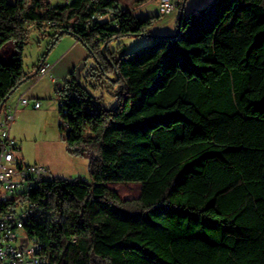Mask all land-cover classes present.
<instances>
[{
	"label": "trees",
	"instance_id": "1",
	"mask_svg": "<svg viewBox=\"0 0 264 264\" xmlns=\"http://www.w3.org/2000/svg\"><path fill=\"white\" fill-rule=\"evenodd\" d=\"M54 2L0 0V115L30 77V23L54 29L47 51L70 34L94 62L57 92L90 178L52 177L34 196L42 213L28 230L50 264H264V0H211L120 53L110 42L146 35L154 17L118 0Z\"/></svg>",
	"mask_w": 264,
	"mask_h": 264
},
{
	"label": "rangeland",
	"instance_id": "2",
	"mask_svg": "<svg viewBox=\"0 0 264 264\" xmlns=\"http://www.w3.org/2000/svg\"><path fill=\"white\" fill-rule=\"evenodd\" d=\"M13 1V0H11ZM55 1V0H54ZM159 0H118L121 5L131 8L133 13L141 18L154 17L149 31L146 35L126 36L114 39L110 42V49L120 53L130 52L147 45L151 41L150 35H171L178 29V20L180 16H188L191 12H197L204 8L211 0H173L181 5L177 6L173 12L169 14H161L159 9ZM55 4H63L64 0H57ZM30 34L26 44L23 59L24 69L37 59L36 48L38 41L42 37L40 30L32 23L29 24ZM39 33V34H38ZM40 37V38H38ZM90 59V58H89ZM93 60L88 61L89 68L93 64ZM31 67V66H30ZM97 99H100L105 108H112L116 105V97L105 90H97L95 93ZM10 105L7 100L2 113ZM14 106V105H13ZM60 101L55 102L52 111L42 115L37 111H33L32 107H27V113L24 116L23 125L12 124L11 134L16 138L19 144L17 155L26 163H38L46 166L53 177L64 179H88L89 159L86 156L75 155L69 151L65 140L64 132H61L60 125L64 123L63 117L59 111ZM114 188V185L111 184ZM122 185H140L137 183H129ZM120 190H127V186L121 187ZM129 198L138 197L139 187L129 188ZM94 264H106L101 258H94Z\"/></svg>",
	"mask_w": 264,
	"mask_h": 264
},
{
	"label": "built area",
	"instance_id": "3",
	"mask_svg": "<svg viewBox=\"0 0 264 264\" xmlns=\"http://www.w3.org/2000/svg\"><path fill=\"white\" fill-rule=\"evenodd\" d=\"M158 3L161 14H169L179 5L173 0ZM49 67L42 64L38 73L46 74ZM29 101L24 96L18 99L22 104ZM17 106L9 105L0 115V264H50L44 243L28 227L42 213V197L34 196L53 176L46 166L26 163L17 155L19 144L11 134ZM40 106V100L34 102L35 108Z\"/></svg>",
	"mask_w": 264,
	"mask_h": 264
},
{
	"label": "crops",
	"instance_id": "4",
	"mask_svg": "<svg viewBox=\"0 0 264 264\" xmlns=\"http://www.w3.org/2000/svg\"><path fill=\"white\" fill-rule=\"evenodd\" d=\"M57 1V0H55ZM121 9H128L118 2ZM110 16H104L107 20ZM42 39L38 41L39 45L36 48L37 59L25 71L30 77L10 96L9 102L11 106H17V114L15 122L17 125H23V118L27 113V107H32L33 111H37L42 115L53 110L55 102H59L58 89L64 86L65 80L68 78L70 72L86 62L88 65L89 51L88 49L74 36L64 34L60 36L50 50L47 47L50 44L54 29L47 26L40 30ZM39 34V33H38ZM49 64V71L41 75L38 73L39 67L42 64ZM87 67L83 68L84 73ZM20 96L27 97L29 103L22 104L18 102ZM41 101L39 108L34 107V102ZM14 122V124H15ZM12 128V127H11ZM12 132V129H11Z\"/></svg>",
	"mask_w": 264,
	"mask_h": 264
},
{
	"label": "water",
	"instance_id": "5",
	"mask_svg": "<svg viewBox=\"0 0 264 264\" xmlns=\"http://www.w3.org/2000/svg\"><path fill=\"white\" fill-rule=\"evenodd\" d=\"M184 4H185V0H184V3H183V6H184ZM182 17H183V15L180 16V20L182 19Z\"/></svg>",
	"mask_w": 264,
	"mask_h": 264
}]
</instances>
